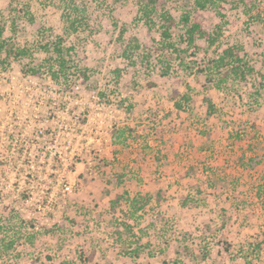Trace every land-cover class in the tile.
<instances>
[{
  "label": "rangeland",
  "instance_id": "374dc122",
  "mask_svg": "<svg viewBox=\"0 0 264 264\" xmlns=\"http://www.w3.org/2000/svg\"><path fill=\"white\" fill-rule=\"evenodd\" d=\"M140 1L0 0L33 52L0 64V264H264V0H217V43L192 45L193 0L153 30ZM42 34L69 48L67 83L32 73ZM227 47L246 78L213 68Z\"/></svg>",
  "mask_w": 264,
  "mask_h": 264
},
{
  "label": "trees",
  "instance_id": "16d2710c",
  "mask_svg": "<svg viewBox=\"0 0 264 264\" xmlns=\"http://www.w3.org/2000/svg\"><path fill=\"white\" fill-rule=\"evenodd\" d=\"M164 0H141L140 1V19L145 21L146 25L149 27L150 30H153L156 26V14L160 7H162ZM194 1V12L190 14L183 15V23L186 27V35L188 39V43L190 45L194 44L197 38H202L207 40L210 44L217 43L219 39L220 32L217 34L210 32L205 26L202 21V12L208 10L211 7H215L216 9L220 8V4L217 0H193ZM246 3L249 1L254 0H245ZM74 3V2H73ZM72 5V4H71ZM72 11L77 13V16L74 18L71 12L65 10L64 17L68 23L69 30H77L76 24L79 22L81 24L83 20H86V16H84L86 9L79 8L76 4H73ZM28 15L29 21H34L33 15L30 13L29 10L26 11ZM164 22L160 24V27H163L162 34L164 37H171L170 28L176 22L175 19L171 14H164L161 17ZM78 21V22H77ZM1 33V40H0V64H8L12 59H23V58H30L33 55L31 48L28 46H22L16 42H12L10 39L3 36L2 30ZM41 41L39 42V47L45 52L54 53L51 58L46 61V64H42L40 66H32L30 69L33 74L40 75L42 72V68H46L48 71L52 73V77L61 80V83H67L69 80V72H70V58L66 56L69 48L64 45V39L62 36H57L54 41H48L46 39V35L42 34ZM138 47V46H135ZM4 54V56H2ZM213 68L219 70L220 68H229L230 73L234 74L237 77L242 79L246 78L247 73L251 72L253 69L251 67H244L246 66L243 63V59L240 56V53L235 49V47H227L222 50L221 54L219 55L218 59L213 60L212 62ZM85 77L87 74L83 72ZM222 75L218 78L217 84H221L227 81L229 73L221 74ZM215 79V77L213 78ZM177 106L180 107V103L177 102ZM214 110V106L210 105V112ZM138 202V201H137Z\"/></svg>",
  "mask_w": 264,
  "mask_h": 264
}]
</instances>
